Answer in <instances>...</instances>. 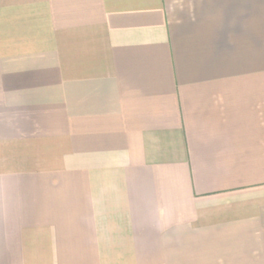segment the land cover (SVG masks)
Wrapping results in <instances>:
<instances>
[{
  "label": "crops",
  "instance_id": "crops-1",
  "mask_svg": "<svg viewBox=\"0 0 264 264\" xmlns=\"http://www.w3.org/2000/svg\"><path fill=\"white\" fill-rule=\"evenodd\" d=\"M0 264H264V0H0Z\"/></svg>",
  "mask_w": 264,
  "mask_h": 264
}]
</instances>
